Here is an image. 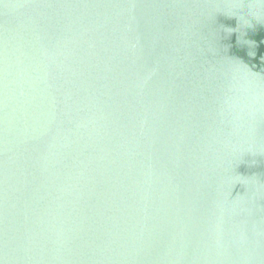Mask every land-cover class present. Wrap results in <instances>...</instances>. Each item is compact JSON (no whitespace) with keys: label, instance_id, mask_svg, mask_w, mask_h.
<instances>
[{"label":"water","instance_id":"water-1","mask_svg":"<svg viewBox=\"0 0 264 264\" xmlns=\"http://www.w3.org/2000/svg\"><path fill=\"white\" fill-rule=\"evenodd\" d=\"M0 264H264V0H0Z\"/></svg>","mask_w":264,"mask_h":264}]
</instances>
